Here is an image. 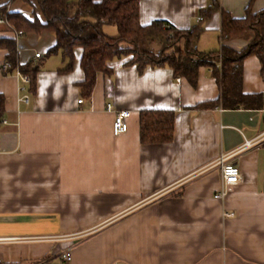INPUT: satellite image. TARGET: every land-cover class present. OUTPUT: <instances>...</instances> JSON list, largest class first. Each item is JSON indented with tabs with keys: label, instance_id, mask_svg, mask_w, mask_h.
Segmentation results:
<instances>
[{
	"label": "crops",
	"instance_id": "obj_1",
	"mask_svg": "<svg viewBox=\"0 0 264 264\" xmlns=\"http://www.w3.org/2000/svg\"><path fill=\"white\" fill-rule=\"evenodd\" d=\"M210 1L141 0L140 21L191 28ZM249 1L219 3L239 18ZM9 8L44 19L37 0ZM221 9L202 22L199 50L220 49ZM262 9L264 0H256L253 10ZM15 36L0 23V38ZM251 38L228 44L240 50ZM56 41L53 31L17 38L19 62H41L33 91L16 72L2 73L0 49V264H264V140L245 146L264 134V109H197L220 93L209 69L201 67L192 86L169 67L140 74L126 65L130 57L109 62L112 73H98L92 96L83 97V49L66 71L61 52L47 54ZM243 90L264 94L255 55L244 61ZM108 104L131 112L125 133L114 134ZM163 109L176 114L174 139L142 143L140 112ZM226 155L244 182L217 199Z\"/></svg>",
	"mask_w": 264,
	"mask_h": 264
},
{
	"label": "trees",
	"instance_id": "obj_2",
	"mask_svg": "<svg viewBox=\"0 0 264 264\" xmlns=\"http://www.w3.org/2000/svg\"><path fill=\"white\" fill-rule=\"evenodd\" d=\"M14 0H0V19L15 32L56 33V44L48 55L61 52L68 59L66 71L74 62V50L83 49L81 67L85 79L79 83L83 97L92 96L97 74H111L108 65L114 60L130 57L126 65H135L138 72L146 68L169 67L174 77L185 78L192 86L198 83L201 67L209 69L219 86V96L198 103L197 109H264V94L243 90L244 61L257 56L264 75V9L253 10L256 0H250L243 17H233L220 8L219 0H211L201 9L202 20L191 28H177L173 24L155 20L140 21L141 0H37L44 19L36 15L30 19L23 13L10 10ZM30 2V0H24ZM221 9V40L219 50L204 52L197 42L204 28L202 22L215 10ZM105 25L117 28V35L104 31ZM252 33L249 43L240 50L232 48L231 40ZM15 37H1L0 49L6 50L4 75L17 70L30 77V91L35 90L41 62L20 63ZM5 115V97L0 93V127ZM175 112L172 110H143L140 112V140L144 144H161L174 139Z\"/></svg>",
	"mask_w": 264,
	"mask_h": 264
},
{
	"label": "built area",
	"instance_id": "obj_3",
	"mask_svg": "<svg viewBox=\"0 0 264 264\" xmlns=\"http://www.w3.org/2000/svg\"><path fill=\"white\" fill-rule=\"evenodd\" d=\"M198 20H202V16L200 15L198 17ZM0 23H5L4 19H0ZM16 35L22 36V32H16ZM36 57H40V53L36 54ZM4 67L7 66V63H4ZM16 73L20 76V79L23 83H29L30 77L26 74H23L19 70L16 71ZM177 80L180 81L181 78L177 77ZM24 87L21 86L20 90H23ZM21 100L24 102L29 101V95L25 94L21 97ZM83 99H79L78 102L81 103ZM107 110L109 112H112L114 114V121H113V132L115 135H120L122 133H125L129 129L128 119L131 115V112L126 109H117L114 105L108 104ZM5 121L3 120V123ZM264 140V134L260 136L258 139L254 141H247L245 146H252L258 142H261ZM231 156V155H230ZM229 155H226L221 160V187L219 191L214 195L217 199H224L227 194L229 193L230 189L235 186L242 184L244 182V175L240 169V167L233 162H226ZM225 216H234V212H224ZM63 259L65 261H71L72 259V252L71 250H66L63 254ZM38 264H47L45 261H41Z\"/></svg>",
	"mask_w": 264,
	"mask_h": 264
},
{
	"label": "rangeland",
	"instance_id": "obj_4",
	"mask_svg": "<svg viewBox=\"0 0 264 264\" xmlns=\"http://www.w3.org/2000/svg\"><path fill=\"white\" fill-rule=\"evenodd\" d=\"M106 27H107V28H105L106 32L110 33L111 29H113L115 32H117V29L115 26H106ZM115 35H117V34H115Z\"/></svg>",
	"mask_w": 264,
	"mask_h": 264
}]
</instances>
